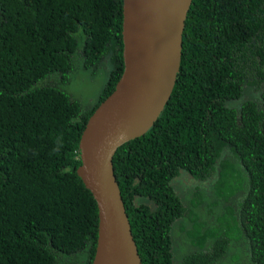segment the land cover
<instances>
[{
    "label": "trees",
    "instance_id": "trees-1",
    "mask_svg": "<svg viewBox=\"0 0 264 264\" xmlns=\"http://www.w3.org/2000/svg\"><path fill=\"white\" fill-rule=\"evenodd\" d=\"M121 31L122 0H0V264H91L97 206L76 173L79 139L123 71ZM105 61L83 109L62 84ZM112 163L142 264L177 262L175 235L194 248L180 264H214L241 241L264 264V0H192L171 96ZM181 174L202 182L188 202ZM234 194L205 230L204 211Z\"/></svg>",
    "mask_w": 264,
    "mask_h": 264
},
{
    "label": "water",
    "instance_id": "water-1",
    "mask_svg": "<svg viewBox=\"0 0 264 264\" xmlns=\"http://www.w3.org/2000/svg\"><path fill=\"white\" fill-rule=\"evenodd\" d=\"M192 0H122L123 71L88 118L76 173L97 206L91 264H142L113 169L123 144L158 119L179 72L182 34Z\"/></svg>",
    "mask_w": 264,
    "mask_h": 264
},
{
    "label": "rangeland",
    "instance_id": "rangeland-1",
    "mask_svg": "<svg viewBox=\"0 0 264 264\" xmlns=\"http://www.w3.org/2000/svg\"><path fill=\"white\" fill-rule=\"evenodd\" d=\"M109 69L110 66L106 64V61L102 65H99L96 70L78 68L77 71L70 75L69 79L62 84V88L74 100L78 101L83 109H88L92 106V102L98 95ZM183 195L184 201L188 202L190 200L189 191L183 193ZM210 199H212V197ZM217 200H219V198ZM207 203H209V200L206 199L205 204ZM208 211L209 207L204 211V218L211 214ZM213 220L214 217L212 216L210 225L212 224ZM175 231H177V229H175ZM174 247L176 249L178 258L176 264H180L181 257L194 252V248H192L190 242L184 236H174ZM244 257L248 259L247 252L244 253ZM239 258L240 256L236 257L235 253H233V256H231L230 260L238 261Z\"/></svg>",
    "mask_w": 264,
    "mask_h": 264
},
{
    "label": "flooded vegetation",
    "instance_id": "flooded-vegetation-1",
    "mask_svg": "<svg viewBox=\"0 0 264 264\" xmlns=\"http://www.w3.org/2000/svg\"><path fill=\"white\" fill-rule=\"evenodd\" d=\"M253 72H255V71L253 70ZM262 84H263V82L261 81V85ZM252 87L253 86H249L246 82L245 95H247V98H248L249 93L251 92ZM251 97L260 106H263L262 94H259V95L255 94V95H252ZM177 179H179L183 182V185H182L183 188L188 189L191 196L193 195V188L195 189V185L200 186L202 184V182H197L195 179H193L190 175H187V174H181L180 176L177 177ZM207 185H208V183H206V186ZM181 196H184L183 193L181 194ZM240 196H241V194H234L233 196H231L228 199V201L226 203H224L223 200L221 199V200H218L216 203L212 204L211 210L209 211L211 214H209L208 217L204 218V216H203L200 219L203 223L204 229L206 230L207 228H211V229L216 228L217 230H219L222 227V225L219 224L217 219L224 212V206H226V205L235 206L237 203V199ZM195 210L197 211V213L199 215V213L203 210V207L200 206V207L196 208ZM212 216L214 217V220H213L212 224L210 225ZM208 247L209 246H206V249ZM210 249H211V247H210ZM245 252H247V257H248V251L246 249V245H245L244 241H241L239 244L231 243V244H229V247L227 248V250L218 258V261L214 262V264H253V262L251 260L246 259L244 257ZM233 253H235L236 257L240 256L238 261H231L230 260L231 256H233ZM173 264H176V262H174Z\"/></svg>",
    "mask_w": 264,
    "mask_h": 264
},
{
    "label": "clouds",
    "instance_id": "clouds-1",
    "mask_svg": "<svg viewBox=\"0 0 264 264\" xmlns=\"http://www.w3.org/2000/svg\"><path fill=\"white\" fill-rule=\"evenodd\" d=\"M253 93L258 94V88L257 87H252L251 88V92L249 94H253Z\"/></svg>",
    "mask_w": 264,
    "mask_h": 264
}]
</instances>
